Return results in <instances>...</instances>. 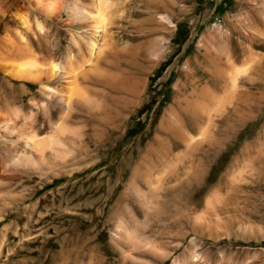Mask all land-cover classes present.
<instances>
[{"label": "rangeland", "instance_id": "obj_1", "mask_svg": "<svg viewBox=\"0 0 264 264\" xmlns=\"http://www.w3.org/2000/svg\"><path fill=\"white\" fill-rule=\"evenodd\" d=\"M0 1V264H264V0H115L86 102L8 46L24 15L44 69L77 67L91 1Z\"/></svg>", "mask_w": 264, "mask_h": 264}, {"label": "bare ground", "instance_id": "obj_2", "mask_svg": "<svg viewBox=\"0 0 264 264\" xmlns=\"http://www.w3.org/2000/svg\"><path fill=\"white\" fill-rule=\"evenodd\" d=\"M28 2H33L34 6L36 8H39V10L44 14V16H46V18L48 19H54V18H58L61 17V13H62V8L59 7L58 5V0H54V2L49 3V4H44L43 0H27ZM74 2L78 3L77 1L73 0ZM81 1V0H80ZM84 1V0H82ZM91 3H88L86 6H90L92 7V9H94V12H88L87 10L85 11L84 9L86 8V6H81V8H78L77 6H74V8H71V10L69 12V17H73L75 19V21H85L89 22V28H90V34L92 35V37L97 38L95 40H93L91 37V35H87L89 36L90 39H88L86 41L87 43V48L89 50V55L88 58L84 59L83 57L81 58V62L80 64L76 67V65H74V59L73 61L71 60V58L69 59V67L68 68H59L56 65H51L49 68H43L37 60V56H33V50H32V35H35L32 31V27L31 24L29 22V20L26 19V17L24 15H21L18 18V23L21 27V29L23 31H18L15 33V39H16V43L14 45H9L8 47H10V50L15 51L17 54L25 56L27 55V57L25 58L24 61L15 64V66L11 69V75L16 78V80H21V81H25L28 83H33V84H41L42 85V81L46 80V81H50L52 79H54L55 81L57 80V77H61L62 79H64V81H66L67 85L71 88L73 87L76 92L77 97L83 101L86 102V97L85 94L83 95L78 89H77V82L78 79L80 77H85V75L87 74L88 71H90L97 63L100 53L103 49H105L107 42L111 40V30L108 26H110L113 22L111 20V23H109V16H111V14H113L111 8L115 6V0H90ZM46 2V1H45ZM51 2V1H50ZM61 2V1H60ZM74 2H72V4H74ZM152 2V1H151ZM82 3V2H81ZM115 3V4H114ZM154 3V2H153ZM61 4V3H60ZM79 4V3H78ZM80 5V4H79ZM84 5V4H83ZM154 7V12L155 15L156 13L160 12L162 10V8L160 6H158V4L153 5ZM16 7V6H15ZM88 7V8H91ZM118 7V6H117ZM151 7V6H150ZM70 8V7H68ZM153 8V7H151ZM9 9V8H8ZM7 9V10H8ZM17 9V8H16ZM120 9V7H119ZM22 10V8H21ZM115 10V9H114ZM151 10V9H150ZM20 11V10H18ZM93 11V10H92ZM8 12V11H6ZM16 12V10H15ZM13 13V12H12ZM17 13V12H16ZM21 13V12H20ZM41 13V14H42ZM115 13V11H114ZM123 13V12H122ZM4 14V9H3V5L2 2L0 1V18L3 17ZM10 14V12H9ZM42 14V15H43ZM17 15V14H16ZM20 15V14H19ZM68 16V15H67ZM116 16V14H115ZM153 16V15H152ZM43 17V16H42ZM155 17V16H154ZM4 18V17H3ZM72 18V19H73ZM115 18V17H114ZM30 19V18H29ZM62 19V18H60ZM113 19V18H112ZM114 20V19H113ZM16 21V20H15ZM14 21V22H15ZM61 21V20H59ZM74 21V22H75ZM78 22V23H80ZM34 23V22H33ZM57 23V21H56ZM70 23V22H69ZM77 23V24H78ZM83 23V22H82ZM54 24V23H53ZM81 24V23H80ZM84 25V24H83ZM88 25V24H86ZM4 26L5 23H4ZM34 26V25H33ZM85 26V25H84ZM113 26V24H112ZM36 27L41 30L42 32V26L41 24L37 21L36 22ZM70 27V24H69ZM88 27V26H87ZM111 27V26H110ZM8 28V26H7ZM35 28V29H37ZM76 28H78L76 26ZM86 28V26H85ZM6 29V28H5ZM84 29V28H83ZM7 30V29H6ZM17 30V29H16ZM89 30V29H88ZM87 30V31H88ZM81 31V28H80ZM86 31V30H84ZM86 31V32H87ZM10 32V31H9ZM44 32V31H43ZM75 32V31H74ZM36 33V32H35ZM73 33V31H72ZM77 33V32H76ZM83 33V32H82ZM85 33V32H84ZM43 34V33H42ZM48 34V32H47ZM74 34V33H73ZM78 34V33H77ZM80 34V33H79ZM41 35V34H39ZM76 35V34H75ZM74 35V36H75ZM85 35V34H84ZM7 35H5L6 37ZM73 36V35H72ZM86 36V37H87ZM83 37V36H82ZM37 38V36H36ZM80 38V37H79ZM88 38V37H87ZM99 38V41H98ZM38 39V38H37ZM74 39V38H73ZM92 39V40H91ZM76 40V39H75ZM37 41V40H36ZM12 42V41H11ZM35 42V41H34ZM76 42V41H75ZM74 42V43H75ZM79 43V41H77ZM36 43V42H35ZM73 43V42H72ZM42 44V43H41ZM8 45V44H7ZM34 45V44H33ZM82 45V44H81ZM77 46V50L78 53L81 55V47ZM75 46V47H76ZM111 47V46H110ZM83 48V47H82ZM107 49V47H106ZM84 50V49H83ZM76 51V49H75ZM85 51V50H84ZM112 51V50H111ZM73 52V50H72ZM77 52V51H76ZM105 52V51H103ZM83 54V53H82ZM74 56V54H72ZM77 55V54H76ZM1 56V55H0ZM83 56V55H82ZM4 57V56H3ZM75 57V56H74ZM73 57V58H74ZM20 58V57H19ZM39 59V58H38ZM47 65V64H46ZM46 67V66H45ZM61 67V66H60ZM6 71V70H5ZM10 76V75H9ZM12 78V77H11ZM56 78V79H55ZM58 78V79H59ZM60 78V79H61ZM13 79V78H12ZM15 80V79H14ZM83 80V78H82ZM45 81V82H46ZM53 81V80H52ZM44 82V81H43ZM22 88V87H21ZM44 88V87H43ZM46 88V87H45ZM44 90V89H43ZM52 90V89H51ZM71 90V89H70ZM23 91V90H22ZM52 93L54 91H51ZM49 93V94H52ZM55 93V92H54ZM70 100L71 99H67L64 101V105H65V111H67L70 108ZM76 100V99H74ZM91 101V100H90ZM81 104V103H80ZM73 106V105H72ZM55 113V112H54ZM71 116V115H70ZM55 117V116H54ZM67 118L68 115L66 112L61 113L60 116V120L59 122L53 124V128L56 131H64L67 127L65 125V122H67ZM50 122V121H49ZM68 126V124H67ZM67 131V129H66ZM59 132V133H60Z\"/></svg>", "mask_w": 264, "mask_h": 264}]
</instances>
